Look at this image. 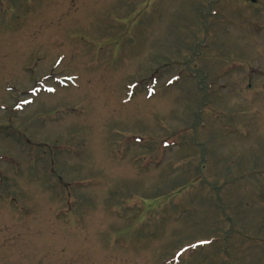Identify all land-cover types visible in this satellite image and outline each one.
<instances>
[{
    "label": "rangeland",
    "instance_id": "374dc122",
    "mask_svg": "<svg viewBox=\"0 0 264 264\" xmlns=\"http://www.w3.org/2000/svg\"><path fill=\"white\" fill-rule=\"evenodd\" d=\"M256 1L0 0V264H264Z\"/></svg>",
    "mask_w": 264,
    "mask_h": 264
},
{
    "label": "water",
    "instance_id": "95a60500",
    "mask_svg": "<svg viewBox=\"0 0 264 264\" xmlns=\"http://www.w3.org/2000/svg\"><path fill=\"white\" fill-rule=\"evenodd\" d=\"M252 2H254V0H251Z\"/></svg>",
    "mask_w": 264,
    "mask_h": 264
}]
</instances>
